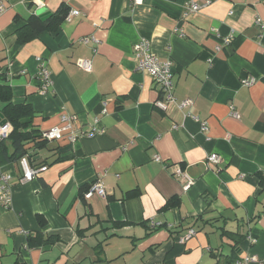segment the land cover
Returning a JSON list of instances; mask_svg holds the SVG:
<instances>
[{"label": "crops", "instance_id": "1", "mask_svg": "<svg viewBox=\"0 0 264 264\" xmlns=\"http://www.w3.org/2000/svg\"><path fill=\"white\" fill-rule=\"evenodd\" d=\"M190 1L0 0V85L32 106L38 132L68 114L78 134L74 144L29 141L25 156L48 169L27 182H19V159L3 156L12 155L11 140L0 146V165L13 174L12 205L0 203V264L264 259V0H193L205 5L185 16ZM62 3L81 13L33 37L28 19ZM141 38L173 62L176 100L166 110L155 105L152 76L137 68ZM186 98L193 104L180 108ZM210 153L221 161L208 162ZM179 169L193 180L187 189ZM98 179L106 195L86 198ZM190 228L196 234L183 242Z\"/></svg>", "mask_w": 264, "mask_h": 264}, {"label": "built area", "instance_id": "2", "mask_svg": "<svg viewBox=\"0 0 264 264\" xmlns=\"http://www.w3.org/2000/svg\"><path fill=\"white\" fill-rule=\"evenodd\" d=\"M134 3H140L141 0H132ZM205 5V4H204ZM203 4H199L191 0L187 4L185 16L190 13L200 10ZM5 11V7L0 5V14ZM81 12L78 9H73L69 12L66 19H70L72 16L79 15ZM232 13V12H231ZM95 40L93 37H83L81 40L88 43L91 40ZM233 41V37L229 36L224 39L226 44H230ZM134 55L137 59V68L143 72L150 74L156 83L160 97L156 100L155 105L161 109L166 110L169 103L174 102L176 97L174 95V71L172 60H163L153 51L151 41L148 38H141L134 45ZM82 68L87 71L92 70V61L90 59H84L81 63ZM38 76L42 81L41 91H47L48 86L52 83L51 73L46 66L45 61H41ZM255 77L243 79L244 85H251L255 82ZM193 104V100L186 98L179 103L180 108H187ZM189 115L195 120L199 119V116L194 113ZM232 115L239 117V113L232 110ZM76 118L75 115L63 114L61 117V124L52 126L49 129L41 131V136L47 141L67 139L71 144H74L78 139V134L73 128L72 122ZM202 128L208 130L207 122H201ZM174 127H177L176 125ZM13 131V126L10 122H0V144L6 141ZM208 162L219 163L221 156L217 153H210L208 155ZM154 160L162 161L159 154L154 155ZM19 163L22 167V176L19 178V182H27L38 176L48 169L47 165L33 166L27 156H22L19 159ZM176 176H181L186 179L185 188H189L193 180L179 169L174 173ZM12 186H13V174L6 171L3 166L0 165V203L5 208H10L12 205ZM94 195L105 196L106 188L101 180H96L90 184L88 190L85 192L86 198H91ZM196 234L195 228H190L185 236L182 237V241H186ZM256 240L251 239V243H255ZM231 264H264V259L260 258L255 253H243L238 256Z\"/></svg>", "mask_w": 264, "mask_h": 264}, {"label": "trees", "instance_id": "3", "mask_svg": "<svg viewBox=\"0 0 264 264\" xmlns=\"http://www.w3.org/2000/svg\"><path fill=\"white\" fill-rule=\"evenodd\" d=\"M70 12V7L66 3H62L54 12H42L36 16H31L28 19L27 27L30 29L32 36L37 37L45 31H55L66 19ZM0 99L5 103L0 109V114L4 119L10 122L13 126V131L9 139L14 147L12 155L7 156V152L3 151V156L7 161L20 159L26 155L27 149L25 145L29 141H35L36 145H43L47 140L43 139L41 133L33 126L35 111L32 106L26 103L16 104L12 101V92L10 86L0 85ZM8 140V139H7ZM5 142V141H4ZM2 142L0 146L3 145ZM262 175V183H264ZM90 186V185H89ZM89 186L86 188L88 190ZM37 240V235H28V244H34ZM50 239H42V243L48 242Z\"/></svg>", "mask_w": 264, "mask_h": 264}, {"label": "water", "instance_id": "4", "mask_svg": "<svg viewBox=\"0 0 264 264\" xmlns=\"http://www.w3.org/2000/svg\"><path fill=\"white\" fill-rule=\"evenodd\" d=\"M41 11L43 12L44 10H41ZM0 122H6V120L4 119V116L2 114H0Z\"/></svg>", "mask_w": 264, "mask_h": 264}]
</instances>
